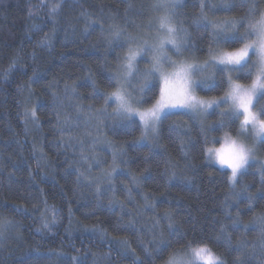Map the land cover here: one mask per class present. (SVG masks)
Listing matches in <instances>:
<instances>
[{
	"label": "trees",
	"instance_id": "16d2710c",
	"mask_svg": "<svg viewBox=\"0 0 264 264\" xmlns=\"http://www.w3.org/2000/svg\"><path fill=\"white\" fill-rule=\"evenodd\" d=\"M220 1L182 0L176 8L195 46L183 57L206 61L209 46L231 50L213 33L245 12L241 0H228L232 11ZM154 3L0 0V224L11 222L0 231V264H165L194 237L224 264H264L263 165L250 163L230 185L231 172L206 158L225 132L238 135L239 121L217 126L222 105L204 119L171 115L151 141L141 139L142 125L133 130L114 114L115 103L101 111L104 98L92 84L114 90L106 76L128 51L122 40L109 44L110 26L143 34L158 14ZM45 37L50 46L39 44ZM227 90L226 83L220 91L196 88L205 98ZM259 148L264 156V139ZM172 173L179 178L169 181ZM161 237L172 246L156 257Z\"/></svg>",
	"mask_w": 264,
	"mask_h": 264
},
{
	"label": "snow or ice",
	"instance_id": "6c2138e0",
	"mask_svg": "<svg viewBox=\"0 0 264 264\" xmlns=\"http://www.w3.org/2000/svg\"><path fill=\"white\" fill-rule=\"evenodd\" d=\"M180 3L181 0H156L152 5L153 9L160 13L146 25L156 32L152 39L125 35V29L115 23L110 26L109 44L111 45L112 40H122L121 47L126 46L128 51L123 56H117L118 70L109 72L106 76L105 83L114 90L103 91L95 82L92 84L93 92L104 98V111L106 112L109 104L115 103L117 107L114 114L130 121L129 127L133 130L142 125L141 139H147L149 132L158 138L164 128V121L171 115H189L195 118L198 115L209 114L210 109L213 111L220 109L221 104H225L228 107L218 113L219 128L239 121L238 136L244 135L250 128L254 140L264 139V9L259 7L264 0H241V9L245 14L238 20L227 21L226 27L213 33L215 44L224 45L231 50L221 47L214 49L209 46V60L203 65L189 63L186 59L173 60L168 55L169 48L179 57L195 47L187 43V30L174 23L176 8ZM222 3L225 11L234 10V5H230L228 0H222ZM201 7L203 8V5ZM241 28L243 31H240ZM103 31L104 28L101 26V32ZM39 44L50 46V38L45 37ZM142 61H146L150 67L141 68ZM165 65H170V68H166ZM194 73L201 74L199 79L193 78ZM233 73L237 75L236 80L233 79ZM239 79L250 80L251 83L242 84L238 82ZM225 83L228 90L223 96L205 99L195 94L197 87L209 92L220 91ZM146 104L149 106L144 107ZM32 115L35 117V112ZM136 116L139 117V124L134 119ZM168 130L170 133L177 131L174 122L169 123ZM201 131H204L203 125ZM207 142L206 138L205 143ZM155 146L157 145H153ZM205 152L206 158L210 156L219 165L231 170V175L228 176L230 185H235L249 160L254 158V146H246L228 132L224 133L219 147L206 148ZM177 178L179 177L176 173H172L168 180ZM243 191H247V186ZM247 198L249 202L253 199L251 195ZM45 206L47 207L46 201ZM14 207L17 211H21L19 205ZM55 219L53 216V223ZM260 219L264 221V218ZM10 223L5 221L0 224V231L7 228ZM48 227L49 222L44 220L43 228ZM169 230L172 233L177 231L172 225H169ZM186 235L183 234L181 239ZM119 243L126 245L127 241L120 240ZM171 246L172 241H164L161 237L155 256L163 257ZM144 251L147 253V248ZM126 254L133 257L135 255ZM72 259L77 258L72 257ZM149 259L154 258L149 255ZM134 264H143V262L134 258ZM165 264H224V261L207 243L197 241L194 237L186 242L183 254L174 253Z\"/></svg>",
	"mask_w": 264,
	"mask_h": 264
},
{
	"label": "rangeland",
	"instance_id": "374dc122",
	"mask_svg": "<svg viewBox=\"0 0 264 264\" xmlns=\"http://www.w3.org/2000/svg\"><path fill=\"white\" fill-rule=\"evenodd\" d=\"M182 1V0H181ZM155 3H156V0H155ZM219 5L221 6L222 5V1H220V3H219ZM160 13H158L157 14V16L159 15ZM156 17V16H155ZM154 17V18H155ZM229 21H231V20H229ZM174 23H176L177 24V22H176V19L174 18ZM227 26V25H226ZM155 35H156V32H155V30L154 29H149L148 28V31H145L143 34H141V35H138L137 37H140V38H144V39H152L153 37H155ZM182 36V35H181ZM167 52H168V55H170L171 56V58L173 59V60H183V59H186L189 63H193V64H200V65H203L204 64V62H205V60L204 61H202V60H198V59H190V58H186V57H183V56H177V55H175V53L172 51V49H167ZM185 53V52H184ZM183 53V54H184ZM209 60V59H208ZM207 61V60H206ZM142 63L143 64H140V67L141 68H143V66L145 67V66H147V67H150V65L149 64H147V62L146 61H142ZM165 67L166 68H170V65H165ZM118 70V69H117ZM200 73H194L193 74V78L194 79H199V77H200ZM236 74L235 73H233V79L234 80H236V78H234V76H235ZM238 82H240V81H238ZM135 83H136V81L134 80L133 81V84L135 85ZM240 83H242V82H240ZM251 83V81L249 80L248 81V83H242V84H250ZM131 90V89H130ZM195 94L197 95V96H200V95H198L197 94V91L195 90ZM200 97H202V96H200ZM205 98V97H204ZM205 99H211V98H205ZM222 105V109H226L227 107H228V105H225V104H221ZM145 107H148V106H145ZM221 107V106H220ZM105 109V108H104ZM104 109L103 110H101V111H104ZM212 110L210 109L209 110V113L211 112ZM254 111H255V109H254ZM105 112V111H104ZM208 115V114H207ZM207 115H198L197 117L198 118H206L207 117ZM136 118L139 120V117L138 116H136ZM241 119H242V117H241ZM97 123V122H96ZM253 131L249 128L247 131H246V133L244 134V135H236V136H233V137H236L237 139H239V140H241L242 142H244L245 144H246V146H249V147H253L254 146V158L253 159H250L249 160V163L245 166V168L250 164V163H254V162H257V163H260L261 165H263L264 166V156L263 155H261V153H260V148H259V144H260V142L263 140V139H261V140H259V141H256V140H254L253 139ZM147 139H142L143 141H151V140H153V138H155V136H154V134H152V133H148L147 134ZM92 147H93V144L91 145ZM220 145H215V146H211V147H219ZM101 147V146H100ZM100 149H102V148H100ZM209 159H210V161L213 163V164H215V165H218V166H220V167H222V168H224V169H228V168H226L225 166H221V165H219L218 164V162H216L215 161V159L214 158H211L210 156H209ZM95 163H97V164H99V162H95ZM230 172H231V170L230 169H228ZM243 171V170H242ZM1 234V233H0ZM181 254H183V252L181 253Z\"/></svg>",
	"mask_w": 264,
	"mask_h": 264
}]
</instances>
